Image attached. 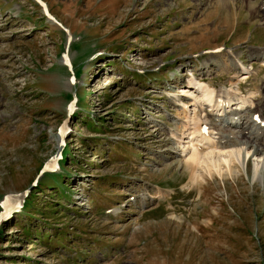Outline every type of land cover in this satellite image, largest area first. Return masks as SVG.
Listing matches in <instances>:
<instances>
[{
  "label": "rangeland",
  "instance_id": "obj_1",
  "mask_svg": "<svg viewBox=\"0 0 264 264\" xmlns=\"http://www.w3.org/2000/svg\"><path fill=\"white\" fill-rule=\"evenodd\" d=\"M43 1L62 27L33 0H0V204L28 192L0 221V264H264L253 158L247 175L191 186L160 129L188 73L229 87L224 63L240 55L256 71L242 91H258L264 70L248 51H264V0Z\"/></svg>",
  "mask_w": 264,
  "mask_h": 264
},
{
  "label": "bare ground",
  "instance_id": "obj_2",
  "mask_svg": "<svg viewBox=\"0 0 264 264\" xmlns=\"http://www.w3.org/2000/svg\"><path fill=\"white\" fill-rule=\"evenodd\" d=\"M246 1L253 9L252 2L255 3L256 0ZM260 3L257 8L261 7V11H264V4L260 6ZM46 10L48 11L47 6ZM47 14L51 13L48 11ZM261 14L264 19V12ZM248 52L249 60L257 61L262 65L260 70L262 72L264 70V51ZM229 56L233 58V55ZM240 57L239 55L238 60L236 58L238 62L235 60L233 66L230 62L224 63L226 64L225 72L234 71L236 74V82L230 81L229 87L226 88L214 86L201 79L202 75L196 77L190 73L185 81L188 83L183 86V89L177 88L176 95L173 97V108L176 106L180 109H177V116L173 121L172 117L170 118L172 125L167 124L164 127L158 125L167 140L174 144L175 156L179 160L181 168L189 173L191 186L203 184L205 173L210 178L219 176L225 179L233 177L235 174L237 176L240 169V172H245L247 175L246 164L249 162L246 163V161L249 157L253 158L254 162V180L264 182L262 175L264 126L253 120L256 114L264 119V93L262 92L264 80L261 81V87L256 93L242 91V84L256 75V71L248 68L246 61L244 62ZM223 68L225 67L222 65L221 69ZM202 125L207 126L206 132L200 130ZM235 144L240 147H235ZM158 188L155 195H149L150 201H155L165 195L161 187ZM147 202L141 201V206ZM7 203L6 201V205Z\"/></svg>",
  "mask_w": 264,
  "mask_h": 264
},
{
  "label": "snow or ice",
  "instance_id": "obj_3",
  "mask_svg": "<svg viewBox=\"0 0 264 264\" xmlns=\"http://www.w3.org/2000/svg\"><path fill=\"white\" fill-rule=\"evenodd\" d=\"M74 82V81H73ZM257 121L259 122L260 121V118L259 117H256ZM61 135H64V133L62 132ZM11 199V198H10Z\"/></svg>",
  "mask_w": 264,
  "mask_h": 264
}]
</instances>
